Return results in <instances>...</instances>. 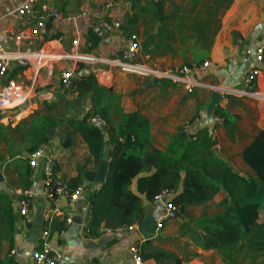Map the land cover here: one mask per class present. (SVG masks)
<instances>
[{
    "label": "crops",
    "instance_id": "obj_1",
    "mask_svg": "<svg viewBox=\"0 0 264 264\" xmlns=\"http://www.w3.org/2000/svg\"><path fill=\"white\" fill-rule=\"evenodd\" d=\"M22 1L0 0V45L10 51L31 50L23 45L15 47L6 40L8 32L23 30L13 15ZM160 1L162 16L167 17L163 22L158 20L160 15L157 16ZM218 1L37 0L38 4H45L68 17L78 14L84 6L88 7L85 17L74 22L50 19L48 27L53 31L51 40L58 41L61 50H68L72 37L78 36V53L88 59L85 64H80V69L78 67V76L92 73L96 78L98 93L95 97L89 94L79 99L75 88H67V92L63 93L57 87V77L54 82L48 83L40 73L39 81L43 84L40 94L22 109L0 112V126L14 128L19 122L28 120L31 114L47 111L48 115L61 121L76 122L93 105L97 109H105L113 129L130 114L145 119L150 136L148 153L166 151L181 131L188 141L197 135L201 138V132L209 137L213 131L216 140L211 142L212 154L209 157L205 150L202 151L203 155L221 160L241 177L255 178L254 172L243 161L242 152L258 131L264 130V65L254 83L257 97H239L222 91L240 89L253 66L246 50L264 45V0H233L222 13L216 11ZM108 2L111 7L104 9ZM101 19L108 23L118 22L121 33L103 29ZM92 36L95 37L93 46L89 42ZM131 36L137 38L138 51L129 64L155 73L174 72L185 66L210 62L209 68L191 76L201 86L193 87L192 92L188 93L182 84L154 75L123 72L114 67L111 62L125 61L124 51ZM31 74L30 69H19L17 65H12L8 79H16L27 86ZM213 93L221 97L215 108L224 114L221 125L212 122L214 112L211 115L206 113ZM7 117H12L14 123L8 125ZM195 121L200 124L185 130V125ZM64 135L71 141L69 148L62 146ZM48 136L49 140L41 145L46 146L45 155L53 157L60 182L68 184L79 176L82 169H93L85 143L78 134L72 133V129H55ZM106 144L109 145L108 142ZM200 153L193 151L196 156H200ZM26 155L18 134H0V193L10 198L14 224L11 239L13 248L17 249V256H10V264H29L32 251L40 248L41 233L46 228L45 219L51 208L60 211V220L78 216L82 219L80 225L65 223L60 237L57 236L58 232L49 229V245L61 257L58 264H130L128 249L136 243L143 245L141 250L144 255L161 253L165 256L159 262L150 259L145 264H228L226 248L205 249L201 243L205 232L204 224L200 222L222 212L221 204L226 199L222 192L198 206L199 209H196L197 206L185 207L175 220L164 221L162 228L153 232L148 240H143L136 229L122 233L115 230L107 233L101 229L100 236L90 237L84 231V224L89 215V199L95 190V181L89 183L82 180L77 186L82 187L78 202L71 207L63 197L50 202L44 194L40 166L33 171L29 188L33 193L28 213L30 222L23 224L17 215L13 194L19 189L20 168L17 160L24 159ZM39 174L40 178L35 180ZM261 204L256 223L264 226V197ZM150 208L156 221L163 213L162 204L155 201ZM234 260L237 264H264V251L251 252L244 248Z\"/></svg>",
    "mask_w": 264,
    "mask_h": 264
},
{
    "label": "trees",
    "instance_id": "obj_2",
    "mask_svg": "<svg viewBox=\"0 0 264 264\" xmlns=\"http://www.w3.org/2000/svg\"><path fill=\"white\" fill-rule=\"evenodd\" d=\"M233 0H219V13L226 11ZM158 20L163 22L161 1L158 2ZM49 24V23H48ZM95 37H90L91 46ZM81 65H79V69ZM19 69H23L19 67ZM57 87L67 92L61 84ZM74 92L80 99L84 95L91 97L98 93L96 78L92 73L82 76L76 83ZM48 112V111H47ZM33 113L28 120L19 122L16 127H1L0 134H18L27 155L34 152L39 145L49 140V132L55 129H72L85 143L93 169H82L77 178L66 186L73 191L82 180L92 183L95 181V171L99 164L106 142L110 146V160L107 164L104 182L93 190L90 196L88 222L84 231L90 237L100 236V230L114 231L117 228L136 226L143 217V200L154 204L156 197L164 192L170 196L169 203L179 210L178 216L185 207H195L210 201L216 194L222 192L226 199L222 202V212L213 218L206 219L205 235L201 243L205 249L224 247L229 253L225 256L228 264H237L234 259L242 249L247 251H264V226L256 223L264 197V130L258 131L252 142L243 149L242 159L254 172L255 178L241 177L232 171L230 166L212 156L211 142L204 132L198 135L193 143L188 141L186 134L179 132L170 148L164 152L148 153L150 144L148 122L136 114H130L116 128H111L110 120L105 109L91 106L76 122L61 121L48 115ZM98 115L104 119L107 138H104L97 126L89 125L87 120ZM214 115L222 118L223 112L217 108ZM71 141L64 135L62 146L69 148ZM197 150L200 156L193 154ZM210 157V155H209ZM19 165L20 190H28L32 185L33 170L25 156L17 160ZM52 178L57 177L53 168ZM50 201L56 198L55 188L50 185L47 189ZM65 220L54 217L45 227L52 232H61ZM13 218L11 202L8 195L0 193V264H10V252L13 249ZM141 259L159 262L165 256L161 253L144 255L143 245L139 246ZM232 252V254H231ZM233 258V259H232Z\"/></svg>",
    "mask_w": 264,
    "mask_h": 264
},
{
    "label": "built area",
    "instance_id": "obj_3",
    "mask_svg": "<svg viewBox=\"0 0 264 264\" xmlns=\"http://www.w3.org/2000/svg\"><path fill=\"white\" fill-rule=\"evenodd\" d=\"M111 7L110 2L104 5V9ZM13 15L20 22L22 29L20 32H8L6 34V40L10 45L19 47L23 45L31 50L26 52L10 51L0 45V112L9 113L17 111L20 107L27 104L31 99H34L40 94V89L43 84L39 81L40 73L45 77L48 83L54 82L57 77L58 84H61L64 88H68L72 81L76 83L81 78L78 76V67L80 64H85L87 58L78 53L80 45V39L78 36H73L70 41V48L68 50L59 49L56 40H51L50 36L53 31L48 27V21L50 19L60 22H74L77 19H81L88 15V7L84 6L82 10L75 16H62L57 10L49 8L45 4H38L37 0H23L21 5L13 11ZM100 23L105 30L115 31L117 34L121 33V27L118 22L108 23L101 19ZM38 41V42H37ZM37 42V44H36ZM45 42V44H44ZM36 45H41L36 47ZM138 51V42L135 36H131L124 51V62H111V64L117 69L123 72L142 74V75H154L159 79H167L174 83H179L185 86L188 93H191L193 87L201 86L199 83L193 81L192 75H196L200 71H203L210 66V62L206 61L199 65L185 66L178 71L168 73H155L146 68L137 65L129 64L133 60ZM246 55L251 57L253 66L248 71L247 75L242 81L241 87L235 91H222L228 92L231 95L239 97H257L254 90V83L260 72V68L264 65V45L256 46L252 50L247 49ZM61 64V66H58ZM12 65L22 67L23 69L31 70V79L27 86H23L18 83L16 79H8V75ZM7 124H13V118H6ZM212 122L215 125H221L223 120L215 115H212ZM89 125L97 126L99 128L105 127L104 120L97 116L90 117L87 120ZM199 121L189 123L185 125V130L193 125H199ZM209 141L215 142V135L213 131L209 133ZM194 141L195 138L191 137ZM45 145L39 146L34 152L26 155L30 168L38 170L41 166L42 184L44 194L47 199H50V195L47 189L50 185L55 188L56 198L63 197L67 200L68 205L71 207L78 202L82 187H78L73 191H70L66 184L60 182V180L53 176V168L55 162L53 157L45 155ZM41 162V163H40ZM14 197L17 205V215L23 224H28L29 208L32 203L33 193L31 189L28 190H15ZM168 192L162 193L156 197V201L161 202L163 207L162 215L155 221L156 229L158 232L162 228V223L167 220H175L178 217L179 210L175 206L169 203L170 197ZM60 211L57 208H51L46 215V223H49L54 217H59ZM71 218L65 219V223L70 224ZM88 222V218L85 221V226ZM84 226V227H85ZM135 226L117 228L115 232H132L135 231ZM107 233L111 230H105ZM62 232L57 233L60 237ZM50 230L48 226L41 233V244L39 249L32 251L29 259V264H58L61 260L60 255L53 251L49 245ZM130 255V264H144L141 259L140 250L138 244H133L128 249ZM10 256L15 258L17 256V249L13 248L10 252Z\"/></svg>",
    "mask_w": 264,
    "mask_h": 264
},
{
    "label": "water",
    "instance_id": "obj_4",
    "mask_svg": "<svg viewBox=\"0 0 264 264\" xmlns=\"http://www.w3.org/2000/svg\"><path fill=\"white\" fill-rule=\"evenodd\" d=\"M75 86H76V82L72 81L68 89L72 90L75 88ZM220 98L221 97L218 94L216 93L212 94L211 102L206 109L207 115H211L215 111V108L217 107V104L220 101ZM22 108L23 107H21V109ZM100 130L102 134L104 135V138H107L106 128L101 127ZM110 151L111 149L109 145L105 144L103 148L102 156L100 158L99 164L96 169V174H95L96 184L94 185L95 189H97L99 185L104 182L106 167L110 160ZM38 178H40V174L36 175L34 179L37 180ZM143 207H144L143 217L141 221L136 225V231L138 232V234L141 236L143 240H148L152 237L153 232H155L156 223H155V219L153 216V211L150 208V204H148L147 201L143 200ZM72 222L76 223L77 225H80L82 223V219L81 217L78 216L75 219L73 218Z\"/></svg>",
    "mask_w": 264,
    "mask_h": 264
},
{
    "label": "rangeland",
    "instance_id": "obj_5",
    "mask_svg": "<svg viewBox=\"0 0 264 264\" xmlns=\"http://www.w3.org/2000/svg\"><path fill=\"white\" fill-rule=\"evenodd\" d=\"M59 92H60V90H59ZM196 209H199L198 206L196 207Z\"/></svg>",
    "mask_w": 264,
    "mask_h": 264
}]
</instances>
